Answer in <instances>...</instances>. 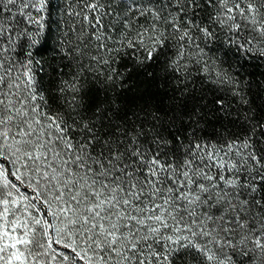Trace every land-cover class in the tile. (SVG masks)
<instances>
[{"label": "snow or ice", "instance_id": "6c2138e0", "mask_svg": "<svg viewBox=\"0 0 264 264\" xmlns=\"http://www.w3.org/2000/svg\"><path fill=\"white\" fill-rule=\"evenodd\" d=\"M0 264H264V0H0Z\"/></svg>", "mask_w": 264, "mask_h": 264}]
</instances>
